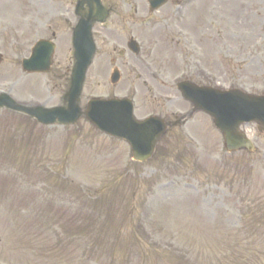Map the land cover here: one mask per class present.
I'll return each mask as SVG.
<instances>
[{"label": "rangeland", "instance_id": "1", "mask_svg": "<svg viewBox=\"0 0 264 264\" xmlns=\"http://www.w3.org/2000/svg\"><path fill=\"white\" fill-rule=\"evenodd\" d=\"M100 1L81 109L132 95L137 118L176 119L192 108L179 81L264 95V0H167L156 12ZM78 3L0 0V90L28 107L66 104ZM40 39L56 45L50 72L30 75L21 62ZM192 120L140 163L84 116L43 125L0 108V264H264V134L253 124L257 149L229 154L210 118Z\"/></svg>", "mask_w": 264, "mask_h": 264}, {"label": "water", "instance_id": "2", "mask_svg": "<svg viewBox=\"0 0 264 264\" xmlns=\"http://www.w3.org/2000/svg\"><path fill=\"white\" fill-rule=\"evenodd\" d=\"M97 105H100V104H99V103L94 104V105H93L94 108L97 109V110H99V111H101V110H102V107H101V106H97ZM93 106H92V107H93ZM115 109H116V110H120L119 107H115Z\"/></svg>", "mask_w": 264, "mask_h": 264}]
</instances>
